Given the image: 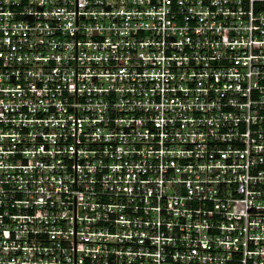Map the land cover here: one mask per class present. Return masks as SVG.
Masks as SVG:
<instances>
[{
	"label": "built area",
	"instance_id": "obj_1",
	"mask_svg": "<svg viewBox=\"0 0 264 264\" xmlns=\"http://www.w3.org/2000/svg\"><path fill=\"white\" fill-rule=\"evenodd\" d=\"M0 264H264V0H0Z\"/></svg>",
	"mask_w": 264,
	"mask_h": 264
}]
</instances>
